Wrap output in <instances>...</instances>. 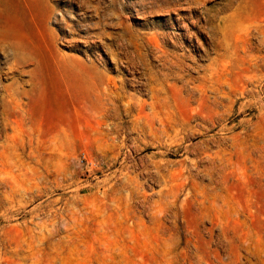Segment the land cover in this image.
<instances>
[{
	"label": "rangeland",
	"instance_id": "1",
	"mask_svg": "<svg viewBox=\"0 0 264 264\" xmlns=\"http://www.w3.org/2000/svg\"><path fill=\"white\" fill-rule=\"evenodd\" d=\"M198 1L0 0V39L23 37L36 59L12 73L0 51V264H264V0ZM207 17L224 26L227 97L168 87L178 135L112 145L110 80L146 99L144 70L124 65L160 68L155 41L209 65ZM186 28L209 57L167 37ZM15 88L21 107L3 99Z\"/></svg>",
	"mask_w": 264,
	"mask_h": 264
},
{
	"label": "bare ground",
	"instance_id": "2",
	"mask_svg": "<svg viewBox=\"0 0 264 264\" xmlns=\"http://www.w3.org/2000/svg\"><path fill=\"white\" fill-rule=\"evenodd\" d=\"M189 4L195 6V4H199V1L189 0ZM175 6H177V4ZM206 22L207 26L203 27L200 33L211 39L212 51L216 52L218 55V57L214 58L213 62H211L209 65L203 67L198 63L199 61L197 62L196 60L193 62L194 65L189 64V62H187L188 59H190L188 53L191 52V50L189 48H187V50H185L183 53L178 54L163 48V45H161L160 41H155V44L153 45L160 54V68L156 69L152 65L150 66L146 61L141 60L139 62L130 61L127 65H124L132 75L134 74L136 68H139V66L144 70L143 75L148 82L143 80L139 81L138 78L137 83L140 87V93L145 89L146 96H148L146 99H138L133 95H127V81L125 79L110 80L105 89L106 100L110 106L104 111L103 115L106 118H110L112 122L108 123L103 121L102 124L110 127L109 131L104 133V136L106 139H110L113 142L112 145H116L121 137H124L122 136L124 134L123 131L137 134V137H134V144H140L141 141L145 139L144 137L147 134H152L158 138H172L174 137L173 133H175L176 136L178 135L180 129L176 128V125L179 123L174 119L175 111L168 87L173 86L177 93L183 95L185 98H189L190 100H192L195 95H198L202 101L208 98L209 94L212 93L215 94L214 99L216 102L221 103L222 99L227 97L228 93H226L225 87L219 77V73L223 71L220 67V62L222 58L225 57V53L221 52L224 41V26L222 24H216V20H214L213 17H207ZM197 23L198 22L194 20L192 22L194 26H196L195 24ZM32 25L33 24H31V26ZM186 29L187 30L185 33L182 31L184 34L172 32L170 33L171 35H168L167 37H169V40L173 45H178L181 43L183 38H186L187 40L189 39L192 43L194 42L192 45L195 47V49L202 52L200 53V58L202 60L209 57L211 50L206 46V44H204L203 39L199 36L200 34L191 32L188 30V28ZM22 38L18 41L15 39L14 41L12 37L0 39V51L6 53L9 57L8 69L12 73H25L26 71L24 68L31 65L32 60H36L32 58V46H30V43L26 39ZM157 39L159 38L157 37ZM195 40L197 43L196 45ZM45 49H47V47ZM199 69L206 70V73L199 74L198 76H193L191 74V72H196ZM33 70H36V68ZM33 70L30 72L32 73ZM172 81H179L181 86L178 87L175 86V84H171ZM21 97V92L15 88L11 90V92L3 99H8V102L12 105L21 107ZM5 104L6 102L4 101V105ZM134 110L135 113H133ZM27 113L28 112L26 110L22 109L23 118L28 115ZM125 117H130V120L128 122L124 121ZM24 119H27V116ZM27 182L28 187L26 188V191L31 192L35 187L33 179L27 180ZM127 187L132 188L133 191L136 190L133 178L130 177L129 181L127 182ZM11 190L16 191V188L11 186Z\"/></svg>",
	"mask_w": 264,
	"mask_h": 264
}]
</instances>
